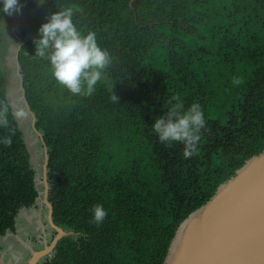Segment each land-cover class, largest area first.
I'll return each mask as SVG.
<instances>
[{
    "label": "trees",
    "instance_id": "obj_1",
    "mask_svg": "<svg viewBox=\"0 0 264 264\" xmlns=\"http://www.w3.org/2000/svg\"><path fill=\"white\" fill-rule=\"evenodd\" d=\"M130 1L60 0L77 6L74 21L113 57L90 97L58 87L30 57L36 34L19 44L17 68L47 145L52 219L75 232L40 264H163L180 222L264 149V0ZM56 2L21 0L45 19ZM8 85L0 61V103L10 110L0 136L14 130L12 145L0 144V235L39 196ZM176 96L185 108L198 102L207 120L187 159L151 129ZM97 203L107 210L100 224Z\"/></svg>",
    "mask_w": 264,
    "mask_h": 264
},
{
    "label": "water",
    "instance_id": "obj_2",
    "mask_svg": "<svg viewBox=\"0 0 264 264\" xmlns=\"http://www.w3.org/2000/svg\"><path fill=\"white\" fill-rule=\"evenodd\" d=\"M135 1H130L132 8ZM17 72L31 127L43 148L42 200L47 207V221L56 232L40 249H32L25 242L31 250L27 264H38L53 251L59 239L75 232L65 231L52 219L47 145L35 126L36 117L26 98L19 64ZM163 264H264V149L246 159L204 204L180 222Z\"/></svg>",
    "mask_w": 264,
    "mask_h": 264
},
{
    "label": "clouds",
    "instance_id": "obj_3",
    "mask_svg": "<svg viewBox=\"0 0 264 264\" xmlns=\"http://www.w3.org/2000/svg\"><path fill=\"white\" fill-rule=\"evenodd\" d=\"M45 2L37 0L38 6ZM21 7V0H0V31L4 32L3 16L18 13ZM78 11L74 4L57 0L56 11L48 14L46 22L37 29L38 38L33 40L35 55L30 57L45 63L51 80L58 87L73 96L90 97L104 78L113 57L107 48L101 47L95 31L77 25L74 15ZM111 99L116 103L118 97L112 94ZM9 111L7 104L0 103V129L9 128ZM206 124L204 110L198 102L185 108L176 96L169 102L168 110L154 118L151 129L165 146L181 144L182 156L187 159L198 154L201 132L206 129ZM12 134L14 130L0 136V144L11 146ZM106 216L103 204L92 206L94 223H102Z\"/></svg>",
    "mask_w": 264,
    "mask_h": 264
},
{
    "label": "rangeland",
    "instance_id": "obj_4",
    "mask_svg": "<svg viewBox=\"0 0 264 264\" xmlns=\"http://www.w3.org/2000/svg\"><path fill=\"white\" fill-rule=\"evenodd\" d=\"M4 32L1 31V46H0V61L3 65L4 72L8 79V98L12 105L13 111L17 117L19 126L21 127L24 140L27 144L28 150L31 156V163L36 172V185L39 189V196L35 204L29 208H22L15 217L16 228L22 231L23 228L37 220L39 226L32 225L34 232L28 230L24 231L26 238L34 236V240L37 243L36 247H40L41 239L44 236L48 239L53 236L54 232L47 227L46 214L47 208L42 200V165H43V148L37 135L34 133L31 127V116L25 106L22 90L20 87V80L17 73V61L16 51L18 46L25 38L34 33L37 35V29L39 26L46 22V19L42 14L29 7H21L18 13L14 12L12 15L3 16ZM32 25H39L32 27ZM36 29V31H32ZM18 45V46H17ZM106 78V75L104 76ZM105 80V79H104ZM234 167V166H232ZM34 224V223H33ZM45 229L46 233L42 235V230ZM19 240V239H16ZM26 240L23 241L25 243ZM22 243V239L19 240ZM28 241H26L27 243ZM12 245V244H11ZM9 245L7 243H1L0 251L7 252L6 260L9 264H26L29 254L22 252L21 248L15 249L13 252H9ZM26 247V245H24ZM28 247V246H27ZM27 250V249H26Z\"/></svg>",
    "mask_w": 264,
    "mask_h": 264
},
{
    "label": "flooded vegetation",
    "instance_id": "obj_5",
    "mask_svg": "<svg viewBox=\"0 0 264 264\" xmlns=\"http://www.w3.org/2000/svg\"><path fill=\"white\" fill-rule=\"evenodd\" d=\"M46 206V205H45ZM29 208V207H28ZM47 208V207H46ZM34 223V224H33ZM33 223H29V224H27L24 228H23V230L22 231H19L17 228H16V224H15V227H14V229L13 230H8V231H6L5 232V234H3V235H0V241H1V243H7L8 245H9V247H7L8 248V251L9 252H13L15 249H17V248H21V251L22 252H27L28 254H29V256H28V258L30 257V255H31V250H30V248L29 247H27V245H26V247H24V245H25V243H23V241L24 240H26V241H28L27 242V244H28V246H30L32 249H40V248H42L43 247V244H44V241L46 240L47 241V243H49L51 240H52V238H53V236L55 235V230H54V228H52L50 225H49V223H48V221H47V214H46V224H47V227L50 229V230H52L53 232H54V234H53V236H51L50 238H46L45 236H44V238L43 239H41V242H39L40 244H41V246L40 247H36V245H37V243L35 242V240H34V236L32 235V237L31 238H26V236H25V234H24V231L25 230H28V231H30V232H34V231H36V230H33V226L32 225H37V227L39 226V224H38V222H37V220L35 221V222H33ZM40 227V226H39ZM42 235L43 234H45L46 233V231H45V229H43L42 231ZM16 239H19V240H21L22 239V243H20L19 242V240H16ZM25 241V242H26ZM12 244V245H11ZM27 249V250H26ZM51 254V253H50ZM49 254V255H50ZM6 255H7V252L6 253H3L2 251H0V264H9L8 263V260H6ZM48 256V255H47ZM46 257V256H45ZM45 257H42L41 259H40V261L38 262V264H40V262H41V260L43 259V258H45ZM28 258H27V260H28ZM26 264H27V262H26Z\"/></svg>",
    "mask_w": 264,
    "mask_h": 264
}]
</instances>
